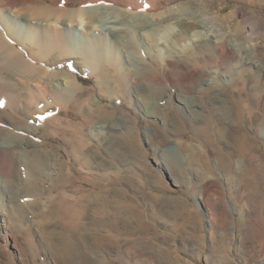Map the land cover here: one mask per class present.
Instances as JSON below:
<instances>
[{"label":"rangeland","instance_id":"1","mask_svg":"<svg viewBox=\"0 0 264 264\" xmlns=\"http://www.w3.org/2000/svg\"><path fill=\"white\" fill-rule=\"evenodd\" d=\"M119 1L30 2L62 10L111 6L129 18L134 13L148 21L171 20L174 27L154 30L152 25L149 30L156 38L147 39L132 23L136 19H129L114 38L108 28L113 24L105 25L104 19L110 12L99 9L93 12L98 31L76 27L78 22L64 28L54 22L40 26L52 32V44L62 46L63 34L74 51L82 48L79 54L65 55L40 43L36 52L16 46L22 59L39 69L32 75L37 84L52 72L68 73L61 62H75L79 71L72 74L80 92L59 91L57 98L34 86L32 98L23 80L28 72L21 70L24 83L14 93L23 92L25 106L11 112L0 101L2 131L28 134L33 128L36 135L32 146L22 143L0 155L4 176L10 180L20 168L21 177L27 178V156L13 163L12 153L19 147L28 148L30 155L47 148L60 164L54 180L36 184L29 175L17 185L20 193L4 195L0 264H60L72 244L79 245L88 264H264V0ZM0 5V10L8 8L0 13L5 40L3 16L22 24L26 33L35 26L15 13L23 3L9 6L0 0ZM183 16L206 27L190 39L178 38L175 21ZM206 34H219V40L207 44ZM3 48L2 57L8 51ZM7 58H0V67L9 65ZM124 67L136 79L143 67L149 70L144 80L132 83L120 73ZM154 82L162 90L138 88ZM180 93L188 98L183 104ZM42 107L57 109L59 121L41 128L37 116ZM173 146L176 150H165ZM233 162L234 179L226 174L234 169ZM212 170L217 180L208 179ZM48 185L52 198L41 193Z\"/></svg>","mask_w":264,"mask_h":264},{"label":"bare ground","instance_id":"2","mask_svg":"<svg viewBox=\"0 0 264 264\" xmlns=\"http://www.w3.org/2000/svg\"><path fill=\"white\" fill-rule=\"evenodd\" d=\"M9 2V6H16L18 3H23V6L24 8H19L17 10V12H15L20 19H26V18H29L32 20V23L33 27H31V30H28V32H23L22 31V24H19L17 22H10V21H13V20H7L4 16H3V23H4V28L6 30V33L8 34V39L9 41L5 40V38L2 36V34H0V47H4L3 49H5L6 47H8V51L6 53V55H3V57L0 55V58H2V60H4V57L5 56H8V60H9V65H7L5 68L4 67H0V94H1V102L4 103L7 107L9 106L10 107V110L11 112H17L19 113L22 108L25 106V103H24V100H23V92L22 93H14L15 89H18V87L24 83H27L28 86H30L28 88V91L30 93V95H33L32 98H34V93L35 90L33 88H35L34 86H37V88H39L40 90H43V91H49L51 92L52 94L56 93L58 96L57 98H59V96H61V93H65L68 91H73V92H80V89L78 88V86L75 84V79L76 77L74 76L75 72L79 71L77 70L76 66H74V64L72 63V61L70 60H67L66 62H61V65L60 66H65L66 64V67H69L67 72L68 73H53L51 74L52 77H47V79H44L43 77V81L41 84H37L35 81V78L32 76L34 75L35 73H37L39 71L38 68H36L34 65H32V63H29L28 61H24L22 59V54L18 51V48L16 47L17 45L20 46L21 48H23L25 50L28 49L29 51L33 50L35 51V49H37V46H38V43L42 44L43 46L47 45L49 46V48H57L59 49V51L63 52L65 55L68 54V55H71V54H79V52H81L82 48H79L80 51H78V48L77 51L75 50L74 51V48H70V46L67 45L66 42H64L66 40V36L64 35L63 37V34H62V38H61V42L60 43H63L62 46L59 47V44H56L53 43L52 44V40L54 38H52V32L50 33L49 31L47 30H41L40 29V26L44 23H46V25L48 26L49 23H52L54 22L56 25H60L61 27H67L69 26L70 24H74L75 22H78L77 25H75L76 27H81V28H84L87 29V28H95L97 29H100V26L97 25V19L95 20V15L93 12L99 10V9H103L105 13H109L110 14L104 16V19H106V22H105V25L107 24H113L111 26H109V30H110V34L115 38L117 37L116 33L118 31H120L121 28H123L122 26H124L128 21L130 22L131 19H136V22H133L132 23H136L135 24V27H137L139 33H140V36L141 37H146L147 39H154L156 38V34L154 33H151L149 28L152 26H156L157 28H155L154 30H158V29H161V28H172L174 27V22H172L171 20L169 21H163V20H155V21H148V17L147 16H144V15H136L134 13L130 14V18L129 17H126L124 16L126 14V12H121V10L117 9V8H111V6H99L100 8H96L95 6H93V4L89 5V6H85L84 8H80L79 10H62V9H59V8H45V7H41V6H31L30 2L31 1H35V0H7ZM38 1V0H37ZM52 2H56V1H62V0H51ZM99 1V2H98ZM114 1V0H113ZM119 1V0H118ZM122 1V0H120ZM119 1V2H120ZM153 1V0H152ZM85 3V1H83ZM90 2V0H89ZM95 2H98L97 4L100 3V0H91V3H95ZM123 2V1H122ZM155 2V1H154ZM153 2V3H154ZM65 5H69V2L68 1H65L63 2ZM83 3V4H84ZM121 3V2H120ZM150 3V2H149ZM4 4V3H2ZM6 4V3H5ZM116 4V3H115ZM131 4V3H130ZM129 4V5H130ZM144 4V2H143ZM7 5V4H6ZM5 5V7H6ZM152 6V5H151ZM156 6V5H155ZM158 6V5H157ZM1 7H3V5L1 6L0 5V9ZM8 7V6H7ZM98 7V6H97ZM155 8V7H154ZM8 9V8H7ZM5 8H3L2 10H0V13L3 14L5 10H7ZM17 9V8H16ZM159 9V8H158ZM24 11V15H20L22 14L21 12ZM171 11H173L171 9ZM129 12V11H128ZM98 13V12H97ZM130 13V12H129ZM26 14V15H25ZM99 14V13H98ZM127 15V14H126ZM29 16V17H27ZM88 17V18H86ZM88 19V20H86ZM130 19V20H129ZM30 22V21H29ZM128 22V23H129ZM69 23V24H68ZM175 23L179 26V29L177 30L176 32V37L178 38H189L191 36V34L194 32V33H198V29H202L204 27H206L202 21L200 20H196L194 17L192 16H183V17H180L178 18ZM164 24H167V26H165ZM104 25V27H105ZM50 26V25H49ZM48 26V27H49ZM59 26V27H60ZM73 27V26H72ZM102 27V26H101ZM3 28V27H2ZM1 28V30H3ZM51 28V27H50ZM74 28V27H73ZM103 28V27H102ZM101 28L100 31H103L104 30ZM72 29V28H71ZM67 30V29H66ZM82 30V29H81ZM57 31V30H56ZM61 31V30H60ZM59 31V32H60ZM108 32V31H107ZM55 33V32H54ZM125 33V32H124ZM127 33V32H126ZM137 33V32H136ZM57 34L59 36H61L58 32ZM105 34V33H104ZM109 34V32H108ZM118 34V33H117ZM130 36V35H129ZM209 36V37H208ZM223 44H225V35L223 37ZM190 39V38H189ZM206 39H207V44L209 43H213L215 42V39H218L219 40V34H217L216 36L214 35H209V34H206ZM205 39V40H206ZM129 40V39H128ZM181 40V39H180ZM54 41V40H53ZM57 42V41H56ZM221 42V41H220ZM59 43V42H58ZM216 43V42H215ZM137 44V43H136ZM53 45V46H52ZM58 45V46H57ZM198 45V44H197ZM213 45V44H212ZM207 45L204 44V46H202L203 49L206 48ZM54 47V48H53ZM209 47H212L213 49V46L209 45ZM208 47V48H209ZM136 49V48H135ZM211 49V51L213 52V50ZM93 50V49H92ZM1 51V50H0ZM32 51V53H33ZM58 51V52H59ZM91 51V50H90ZM217 51V50H216ZM27 52V51H26ZM36 52V51H35ZM205 52V51H204ZM209 53V50L207 51ZM211 52V54H213ZM3 53V52H2ZM34 54V53H33ZM32 54L31 56V60L34 61L36 58L35 56ZM59 54V53H58ZM89 54V53H88ZM205 54V53H204ZM129 55V54H128ZM40 56V55H39ZM60 56V55H59ZM58 56V57H59ZM75 57V55H73ZM79 55H77L78 57ZM37 57V56H36ZM47 57V56H46ZM62 58V57H60ZM69 58V57H68ZM43 59V58H42ZM64 59V58H63ZM87 59V58H86ZM163 59V58H162ZM47 60V59H46ZM131 60V58H129V61ZM148 60V59H147ZM30 61V59H29ZM3 62V61H2ZM6 62V61H5ZM8 62V61H7ZM6 62V63H7ZM31 62V61H30ZM132 62V60H131ZM155 62H158L157 59H155V57H153V63ZM247 62L248 63H251L253 62L252 58H247ZM5 63V64H6ZM141 63V62H140ZM146 63V62H145ZM160 63V62H159ZM4 64V63H3ZM2 64V65H3ZM53 64V63H52ZM134 64V63H133ZM142 64V63H141ZM156 64V63H155ZM36 65V64H35ZM149 64H146V66H148ZM161 65V64H160ZM175 66L178 67V64H174ZM264 65V63H263ZM173 66V67H175ZM65 67V68H66ZM107 67V66H106ZM110 67V66H109ZM64 68V71L66 70ZM149 68V67H148ZM147 67H143V71H137L141 74H139V78H144V77H147L145 76L146 74V71L148 69ZM153 68V67H152ZM162 68V67H161ZM59 69V68H58ZM108 69V68H107ZM173 69V68H172ZM27 71V75L28 77H24V81L20 80V74H18L20 71ZM63 70V69H62ZM61 70V71H62ZM149 70V69H148ZM155 70V69H154ZM153 70V71H154ZM21 71V72H22ZM24 72V71H23ZM149 72V71H148ZM147 72V74H148ZM159 72V71H157ZM74 75H73V74ZM123 76H125L127 79H128V82H132V83H136V81H138V79H136V76L135 74H133L132 72H130L128 69H126L125 67L122 68V72H120ZM86 74H88V72H86ZM35 76V75H34ZM42 76V75H41ZM149 76V75H148ZM36 77V76H35ZM73 77L75 78L73 80ZM103 77V76H101ZM142 78V79H143ZM148 79V78H147ZM144 80V79H143ZM39 83V82H38ZM214 83V78L211 79V80H207L206 81V84L207 85H211ZM36 84V85H35ZM150 84V83H149ZM151 85V86H150ZM149 86L146 85V86H142V87H138L140 89H145V87H154V89L160 91V89H157L159 87H156L157 84H150ZM163 86V85H162ZM201 86V85H200ZM58 90V91H56ZM127 90V89H126ZM125 90V91H126ZM162 90V89H161ZM213 90V89H212ZM24 91V90H23ZM61 92V93H57V92ZM193 91V90H192ZM148 92V91H147ZM11 93V94H10ZM41 93V92H40ZM124 93V92H123ZM162 93V92H161ZM53 94V96H54ZM164 94V93H163ZM169 94V93H168ZM52 96V95H51ZM162 98L163 96L165 95H160ZM206 96V95H205ZM203 97V96H202ZM168 98V97H167ZM161 99V98H160ZM159 99V100H160ZM178 99H179V102L180 103H184L187 101L188 98H185L183 97V95L178 94ZM34 100V99H33ZM72 100V99H70ZM193 100V99H192ZM163 101V100H162ZM0 102V103H1ZM161 102V101H160ZM39 106V105H38ZM52 108V107H51ZM4 109V107H3ZM226 109V108H225ZM9 110V108H8ZM2 113L4 114L5 111L3 112V110H1ZM57 109L55 110H52L50 109L49 107L48 108H41L40 110H38V116H37V121L39 123V125L42 127L44 126H47L49 124H52V123H55V121H59V119L57 118L58 116L54 115V113H57L56 112ZM223 111L225 112V110L223 109ZM7 113V111H6ZM24 113V112H23ZM223 113V112H222ZM226 113V112H225ZM2 114V115H3ZM6 115V114H5ZM4 115V116H5ZM8 115V113H7ZM11 115V114H10ZM9 115V116H10ZM158 115V114H157ZM3 116V117H4ZM110 116H112L110 114ZM155 116V115H154ZM12 117V115H11ZM17 117V116H16ZM2 118V117H1ZM10 119V118H9ZM11 123V121L9 122ZM15 123V121H14ZM5 124V123H4ZM12 124V123H11ZM18 124V123H17ZM2 125V124H1ZM19 125V124H18ZM21 126V125H20ZM6 127V126H5ZM11 127V126H10ZM17 128V127H16ZM6 129V128H5ZM3 128V130H5ZM8 129V127H7ZM10 129V128H9ZM8 129V130H9ZM28 129V128H27ZM44 129V128H43ZM160 129V128H159ZM11 130V129H10ZM17 130V129H16ZM161 130V129H160ZM26 131V130H25ZM41 131V130H40ZM16 132V131H15ZM164 132V131H163ZM23 133V132H22ZM16 134V135H13V133H5L4 131L1 130V126H0V155H5V152L7 150H10L14 147H17L21 144L22 146V143L23 144H27L28 145H33V143L35 142L33 139V136H36L35 135V131H33V128L32 129H29L28 130V134L27 133H24V134ZM263 134H264V129H263ZM161 135V134H160ZM39 136V135H38ZM167 137V136H166ZM37 139V138H36ZM165 139V138H164ZM38 140V139H37ZM81 140V139H80ZM153 140V139H152ZM155 140V139H154ZM168 140V139H167ZM84 142V141H83ZM152 142V141H151ZM165 143V142H164ZM189 144V143H188ZM36 145V144H35ZM23 147V146H22ZM22 147H19V150L18 152L16 153H12V157L14 159V164L16 163V160H17V157L19 156H27V159H26V164L28 166L27 168V171L25 174H27V178L29 175L35 176V180H36V184H39V181H44V180H54V175H56V171L59 169V166L57 164V161L53 159V156H55V154L53 155L50 150H48L47 148H37L36 150H34V152L32 153V155L29 154V149L27 148H22ZM44 147V146H43ZM89 147V146H88ZM189 147V146H188ZM187 147V149H189ZM35 148V147H34ZM49 148V147H48ZM191 148V147H190ZM186 149V151H187ZM14 150V149H13ZM166 151H173V150H176L175 147H167L165 148ZM190 150V149H189ZM184 151V149L182 150ZM15 152V150H14ZM54 152V151H53ZM186 153V152H185ZM165 155V153H164ZM162 155V156H164ZM191 157V156H189ZM247 158V157H246ZM23 159V158H22ZM165 160V159H164ZM158 161V160H157ZM191 161V160H190ZM231 161V160H230ZM84 162V161H83ZM12 163V164H13ZM231 163V162H230ZM14 164H13V167H14ZM22 164V163H21ZM223 164V163H222ZM239 164V163H238ZM60 165V164H59ZM231 165V164H230ZM235 163L233 162L232 163V167L234 168L233 170L229 169L230 171H225L227 172L226 174L231 176L233 175L234 173H236L235 171V168L234 167ZM16 166V165H15ZM25 166V165H24ZM58 166V167H57ZM217 166V165H216ZM230 166V168H232ZM239 166V165H238ZM168 168V167H167ZM225 168V167H224ZM239 168V167H238ZM220 169V168H219ZM227 169V168H226ZM13 170V169H12ZM18 170V169H17ZM15 170V171H17ZM20 168H19V174H15V175H11L10 176V180L8 179H5L6 177L4 176L3 172L0 170V206L2 205L3 203V198H4V195H11V194H18L20 193L17 192L19 190V188H17L18 184H19V187L22 186V182H24V179L23 177H21V172H20ZM13 172V171H12ZM24 172V171H23ZM171 172V170H170ZM173 173V172H172ZM171 173V174H172ZM37 174V176H36ZM208 174V173H207ZM175 175V174H174ZM226 175V176H227ZM236 176V174H234ZM233 175V179L235 178V176ZM58 176V174H57ZM176 176V175H175ZM202 176V175H201ZM205 176V175H203ZM216 176V175H215ZM214 173H213V170L211 172V176H209L208 179H214ZM177 177V176H176ZM207 177V175L205 176ZM204 177V180L206 179ZM228 177V176H227ZM240 177V176H239ZM229 178V177H228ZM227 178V179H228ZM231 178V177H230ZM216 179V178H215ZM214 179V180H215ZM28 180V179H27ZM217 180V179H216ZM174 181H177V179L175 178ZM12 182V183H11ZM213 182V181H211ZM26 183V182H25ZM23 183V184H25ZM52 182H50L51 184ZM12 184V185H11ZM28 184V183H27ZM210 184V183H209ZM223 184V183H222ZM7 185V186H5ZM32 185V184H31ZM52 185V184H51ZM213 185V184H212ZM25 186V185H24ZM28 186V185H27ZM47 186V185H46ZM54 186V185H53ZM32 188V187H31ZM30 188V189H31ZM25 189H28V188H25ZM24 189V190H25ZM34 190V189H33ZM28 190H26V193ZM38 191V190H37ZM42 191V192H41ZM40 192L41 193H45V195L48 197V198H52L53 195H52V190L51 188L49 187H43L42 190ZM208 191V190H207ZM25 192V191H24ZM30 192V191H29ZM39 192V193H40ZM32 193V192H30ZM205 193V192H204ZM24 193L22 192V195ZM59 194V193H58ZM21 195V196H22ZM27 195V194H26ZM40 195V194H39ZM44 195V197H45ZM12 196V195H11ZM20 196V195H19ZM20 196V197H21ZM207 196V195H206ZM14 197H17L18 198V195L14 196ZM61 197V196H60ZM64 197V196H63ZM67 197V196H66ZM24 198V197H22ZM69 198V197H68ZM11 199V198H10ZM13 199V198H12ZM63 199V198H61ZM204 200V199H203ZM47 201V200H46ZM64 201V199H63ZM12 202V200H11ZM77 203V201H76ZM24 205V204H23ZM22 204L18 205V207L20 208V206H23ZM28 206L29 204H25V206ZM26 206V207H27ZM25 208V207H24ZM23 209V208H22ZM26 210V209H25ZM19 214V213H18ZM4 216L8 217V213H6ZM11 221V220H10ZM15 221V220H14ZM21 221V220H20ZM19 223V222H18ZM20 226V225H18ZM44 228V227H43ZM18 232V231H17ZM21 233V232H20ZM28 233V232H27ZM48 233V232H47ZM18 234V233H17ZM51 234V233H50ZM51 240V239H50ZM55 240V239H53ZM71 240V239H69ZM72 243V242H71ZM49 244V243H48ZM55 244V243H54ZM56 245V244H55ZM70 246V245H69ZM68 246V247H69ZM72 247L70 248L69 252L67 251L66 255L64 256V261L60 264H88V260L87 258H82L80 255L81 251H79L78 247L79 245L77 244H72L71 245ZM52 248V247H51ZM80 248V247H79ZM61 261V260H60ZM78 261V262H77ZM59 263V262H58Z\"/></svg>","mask_w":264,"mask_h":264}]
</instances>
